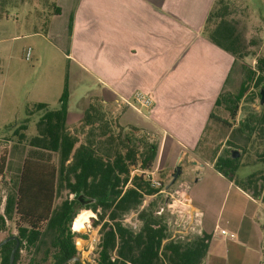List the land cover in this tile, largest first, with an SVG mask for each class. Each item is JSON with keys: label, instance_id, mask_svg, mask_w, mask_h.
Returning a JSON list of instances; mask_svg holds the SVG:
<instances>
[{"label": "crops", "instance_id": "0c3cea01", "mask_svg": "<svg viewBox=\"0 0 264 264\" xmlns=\"http://www.w3.org/2000/svg\"><path fill=\"white\" fill-rule=\"evenodd\" d=\"M216 1L0 0V10L47 11L46 14L34 13L31 25L36 31L27 35H42L49 53H59L68 63L59 71L65 73L64 85L58 83L52 89L56 100L50 102L44 94L38 93L26 105L46 102L56 108L67 85L70 93L67 124L76 105L80 120L75 126L68 124V128L81 140L90 126V131L97 135L101 132L99 121L109 123L116 131L135 127V133L145 131L159 141L155 168L160 174H167L163 173L164 167L174 169L181 156L184 171L179 179L186 181L191 172L196 181L206 167H214V162L200 161L194 155L189 156L187 166L184 156L195 154L202 139L212 136L214 127L225 126L219 118L226 121L228 118L217 112L220 105H216V100L228 89L239 67V61L230 52L204 33L207 17ZM58 7L60 11L56 12ZM252 8L257 11L253 14L259 21V7ZM40 28L43 32L38 31ZM9 53L10 49L5 46L0 49L7 71L11 68ZM138 90L154 99L151 109L119 105V97H132ZM91 106L96 108L99 117L95 125H87L84 132L80 131L78 127ZM215 171L221 185H236ZM188 199L204 211L189 195ZM250 215L246 213L240 223L231 222L232 227L226 228L236 234L234 238L226 239L220 232L217 234L235 245L247 234L252 253L240 264H259L264 251V227L260 220H254V213L251 218ZM247 222L250 225L245 230ZM204 229L212 236L204 264H216L220 256L214 244L216 239Z\"/></svg>", "mask_w": 264, "mask_h": 264}, {"label": "trees", "instance_id": "16d2710c", "mask_svg": "<svg viewBox=\"0 0 264 264\" xmlns=\"http://www.w3.org/2000/svg\"><path fill=\"white\" fill-rule=\"evenodd\" d=\"M229 9V1L217 0L207 17L204 33L239 61L247 54L246 39L235 18L230 17ZM59 11L58 7L56 12ZM251 82L264 90V57L257 59L255 69H248L247 78L236 93L224 90L217 98L216 105L224 104L231 119H236ZM69 98L65 85L58 107L51 108L46 102L28 107L29 114L34 108L42 110L37 134L29 141L31 148L23 160L15 187L6 195L4 213L0 214V230L5 229L6 220L11 219L20 239L15 264H21L23 250L31 255L30 264H62L78 255L77 233L72 230L77 207L93 209L99 216L92 220L101 225L99 257L96 263L88 264H204L211 234L204 232L189 241L168 239L169 228L161 211L152 209L151 198L160 188L152 186L144 171L155 166L159 141L145 131L135 133V127L116 131L109 123L100 121L101 132L93 137L91 131V136L81 140L68 128ZM98 117L96 108L89 107L82 127L95 125ZM243 124L264 141V103L261 113L250 114ZM21 126L27 128L25 124ZM20 137L25 138V133ZM6 148L0 155L1 175L5 174L8 159ZM243 149L249 150L245 144ZM233 153L213 159L215 169L264 203L263 169L240 175V158ZM254 162L264 166V146L256 152ZM62 188L73 193L74 198H66L56 205ZM81 195L94 200L83 204L79 199ZM144 199L151 200L140 209ZM131 210H139L138 218L143 222L137 230L122 221L123 215ZM14 246L5 243L0 247L3 263H10ZM73 263L82 264L80 261Z\"/></svg>", "mask_w": 264, "mask_h": 264}, {"label": "rangeland", "instance_id": "374dc122", "mask_svg": "<svg viewBox=\"0 0 264 264\" xmlns=\"http://www.w3.org/2000/svg\"><path fill=\"white\" fill-rule=\"evenodd\" d=\"M227 1H229L230 5V17L235 18L239 30L244 34L247 45V54L242 60H239V67L235 69L226 90L229 93H236L241 83L247 78L248 69H255L257 59L264 57V0ZM254 6L259 7V21L255 19L254 14H257V11L255 10L256 12H254L252 8ZM38 12L47 13V11L43 10H0V13H2L0 16V49L5 46L11 52L9 53L11 56V68L8 71L5 68L6 59L0 54V155L4 148L7 147L8 157L5 174H0V214L4 213V203L9 189L15 187L23 160L31 148L29 141L37 134V122L42 113V110L34 108L32 113L29 114L28 105L26 104L38 93L44 94L50 102H54L56 99L52 97L54 92L52 89L58 83L64 85L65 73H62V71L59 73L60 67L64 68L68 65L67 59L63 61L59 53H49L47 42L42 35H27L36 31L35 27L31 25V19L34 18V13L37 14ZM38 31L43 32L41 28ZM41 34L44 35L45 33ZM17 35L19 36L16 37ZM28 46L33 48V56L30 61L26 60L23 54V49ZM60 54L63 55V53ZM261 90V86H256L251 82L247 95L241 101L235 120L230 118L226 106L224 104L220 105L217 112L227 116V121L231 122L232 125L225 124V126H220L219 128L214 127L212 136L202 139L195 154L190 153L191 155L184 156V163L187 166L189 165L187 162L189 156L195 155L197 158L199 157L200 161L206 159L212 161L218 156H226L233 151V154L240 158L242 165L238 171L240 175L260 168L263 169L264 174V166L254 162L256 152L263 149L264 141L260 140L257 132H250L243 124L250 114L261 113L262 96L258 94ZM31 106L34 107V104H31ZM77 109L76 105L74 112L71 113L69 118L68 124L70 126H75L80 121ZM23 124L27 125V128H21ZM82 125L84 124H80L81 128L78 127V129L84 132L85 128ZM233 125V129H231ZM90 127L86 128L87 130L83 133L82 139L90 135ZM21 133H25L26 137L22 139L20 137ZM94 136L95 133L93 134ZM228 139L233 145H229ZM244 144L249 149L247 152L243 149ZM54 159L56 161L57 156ZM247 162L249 164L243 166ZM152 169H155V166ZM172 172L173 167H164L163 173H167L164 175L156 170L155 176L162 181L166 191L155 195L154 198H151L153 200L144 199L140 209L146 206L150 200L153 201V211H161L162 217L169 228V237L175 240H193L204 234V228L213 233L214 239H216L214 244H217L220 255L219 262L216 260V264H240L242 259H248L252 251L248 248L251 242L246 233L241 239L239 238L241 240L239 245H235L230 240L225 242L217 234L221 228L230 229L232 227L231 222L234 225L237 222L240 223L246 217V213L247 215L251 213L250 218L254 213V220H260L264 227V203L251 199L237 185H221L214 167H206L205 171L197 176L198 180L196 181H194L195 175L189 172V175L186 176V181L179 179V176L175 183L167 187L172 179ZM186 172H188L187 169ZM188 195L194 199L197 206L204 210L201 216L194 217L195 223L197 222L196 220L202 219L204 226L202 234L191 232L189 224L183 221L175 224L176 216L167 209V204L173 202V200L178 205H184V203L188 202L186 200ZM66 198L72 199L74 194L68 189L62 188L58 193L56 205H59ZM82 211H91L93 214L87 216L84 220L83 228L78 230L74 228V222ZM138 213L139 210H131L125 213L122 218L123 223L134 227L136 230L139 229L143 222L138 218ZM98 216V213L91 208L77 207L72 221V230L77 233L75 241L78 254L83 257L87 264L89 262L96 263L99 257L98 244L101 237V225L95 224L92 220V217L96 219ZM88 222L92 223L91 227ZM5 225L6 228L0 230V242L10 235H17L13 220L7 219ZM249 225L248 222L245 223L244 229L246 230ZM79 239L80 242L77 243ZM6 243H10V247H12L15 244V239H11ZM1 254L0 264H5ZM30 258L31 255L26 250H23L19 262L21 264H30ZM259 264H264V251Z\"/></svg>", "mask_w": 264, "mask_h": 264}, {"label": "built area", "instance_id": "2783aa9c", "mask_svg": "<svg viewBox=\"0 0 264 264\" xmlns=\"http://www.w3.org/2000/svg\"><path fill=\"white\" fill-rule=\"evenodd\" d=\"M33 56V48L31 46H28L24 48V57L26 60L30 61ZM120 106H134L138 105L140 107L151 109L154 106V99L145 93L144 91L138 90L136 91L132 97H119L117 100ZM156 168L152 170H145L144 173L147 177V179L151 182L152 186L156 188H160L158 193H164L166 191V188L164 187L162 181L158 179L155 176ZM139 171V170H138ZM134 173V172H133ZM188 202L178 205L175 200L173 202H170L167 204V209L171 214H174L176 216L177 222H185L189 224L191 227V232L202 234L203 233V223L202 219L196 220L197 222H194V217L201 216L202 210L197 208L189 199H186ZM91 227V225H89ZM99 227V226H98ZM220 234L224 237H231L234 238L236 234L234 232L228 231L226 228H221L219 230ZM174 236V235H173ZM168 239H174L172 237H169ZM175 240V239H174ZM80 242V239L77 240V243Z\"/></svg>", "mask_w": 264, "mask_h": 264}, {"label": "water", "instance_id": "95a60500", "mask_svg": "<svg viewBox=\"0 0 264 264\" xmlns=\"http://www.w3.org/2000/svg\"><path fill=\"white\" fill-rule=\"evenodd\" d=\"M261 103L262 104L264 103V90H262ZM234 156H237V155L234 154ZM181 160L182 159H181V156H180L176 166L173 169L172 179H171V181H170V183H169V185L167 187H169L170 185L175 183V181L178 179V177L183 173L184 168H183V163H182ZM196 180H198V179H196ZM79 199L81 200V202L83 204L92 202L94 200L92 198H88V197H85V196H82V195L79 197ZM11 239H15L16 240V244H15V246L12 249V252H11V255H10V263L9 264H14L15 254H16V251H17L19 245H20V239L18 238V236L16 234L8 236L6 239H4L3 241L0 242V247L2 245H4L6 242H8L9 240H11ZM75 261H80L82 264H87V262L84 261L83 257L81 255H79V254L67 259L62 264H71V263H73Z\"/></svg>", "mask_w": 264, "mask_h": 264}, {"label": "bare ground", "instance_id": "6f19581e", "mask_svg": "<svg viewBox=\"0 0 264 264\" xmlns=\"http://www.w3.org/2000/svg\"><path fill=\"white\" fill-rule=\"evenodd\" d=\"M93 213L91 211H82L80 214L76 217L74 222V228L75 229H82L84 226V220L87 218V216L92 215Z\"/></svg>", "mask_w": 264, "mask_h": 264}]
</instances>
